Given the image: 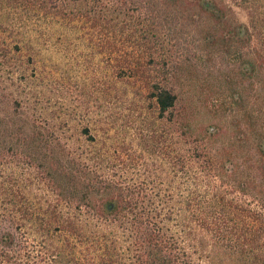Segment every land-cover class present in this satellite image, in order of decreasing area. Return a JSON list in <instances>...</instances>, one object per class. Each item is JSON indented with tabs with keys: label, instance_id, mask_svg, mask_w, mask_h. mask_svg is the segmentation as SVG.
<instances>
[{
	"label": "trees",
	"instance_id": "1",
	"mask_svg": "<svg viewBox=\"0 0 264 264\" xmlns=\"http://www.w3.org/2000/svg\"><path fill=\"white\" fill-rule=\"evenodd\" d=\"M25 1L61 28L60 48L66 47L68 26H62L67 22L94 28L85 45L103 58L105 71L98 80L105 86L96 88L95 99L113 100L119 93L121 101L137 104L142 122L137 131L143 137L141 129L148 130L139 144L160 154L161 164L132 173L133 156H104L95 124L79 129L85 145L64 152L45 129L9 120L11 146L25 145L39 154L57 199L21 202L0 164V264H264V124L259 118L264 115V0ZM232 4L245 10L244 21L233 19ZM191 23L205 52L227 51L233 44L244 61L238 69L242 76L263 73L255 109L233 86L230 71L219 70L223 88L203 84L205 108L207 99H215V111L231 104L241 109L234 131L215 150L204 142L218 128L192 123L199 110L177 104V93L167 85L173 73L190 69L174 51L179 32ZM33 44L37 47L20 35L13 49L29 64L43 63ZM9 78L7 87L13 85L12 72ZM94 79L77 80L84 86ZM86 101L80 95L76 106ZM158 119L166 125L155 132ZM1 133L0 153L6 150ZM149 138L152 147L163 141L162 150H151L144 143Z\"/></svg>",
	"mask_w": 264,
	"mask_h": 264
},
{
	"label": "rangeland",
	"instance_id": "2",
	"mask_svg": "<svg viewBox=\"0 0 264 264\" xmlns=\"http://www.w3.org/2000/svg\"><path fill=\"white\" fill-rule=\"evenodd\" d=\"M35 7L25 0H0V44L3 52V55L0 54V62L5 61L3 63L5 67L0 69L3 71L0 74V94L4 99L0 101V133L2 132L1 136L5 135L4 141L6 140V150L2 149L0 153V164L4 168L7 183L18 189L20 201L37 202L39 197L40 201L55 202L57 195L51 189L50 178L39 154L30 151L25 145L21 148L11 146L10 142H15L11 138L12 130L10 131L9 124L12 121L29 122L37 128L45 129L46 135L58 138L64 145V152H68L78 143L85 145L84 135L79 129L83 123L95 124L92 128L93 130L98 128L97 136L102 143L101 151L104 152V156L105 152L118 154L120 158L133 156V163H130L132 173L143 168L150 170L154 165L161 164L160 154L156 155V151L148 152L142 148L144 145L139 144L144 136L148 138V130L141 129L143 137L137 131V127L142 123L136 116L137 104L134 106V103L121 101L119 93L113 100L107 97L103 99L102 96V99H95L98 94L96 88L105 86L103 82L98 81L99 76L105 71L102 69L103 58V61L99 60L100 55L91 53L85 45V42H88L89 31H93L94 28H89L87 23L83 24L80 21L72 22L75 25L67 22L62 26V28L68 26L66 47L60 48L56 34L61 28H58L56 22L49 19V16L45 17L42 11L34 10ZM231 8V15L236 22L246 19L245 10L241 6L232 4ZM192 28V23L182 28L174 51V56L183 59L190 69L173 73L168 77L167 85L177 93V104L194 105L191 108L199 110L194 119H190L192 123L203 122L210 129L218 128L219 132L213 139L208 138L204 142L206 146L215 150L221 140L234 131L232 122H235V117H239L241 109L231 104L221 112L215 111L218 105L215 99H207L206 106L209 109L205 108L201 95V91L205 89L204 85L211 83L213 87H225L226 84L218 73L220 69L224 72L230 71L232 84L243 92L245 104L256 108L263 94L261 84L263 73L258 71L253 77L242 76L238 69L244 61L241 59L242 56L237 55V49L233 44L227 51L212 47L205 52L206 49L196 40ZM20 35L28 36L35 42L37 47L33 44L34 50L40 49L43 63L29 64L25 60L27 56H21L14 51L15 37ZM11 72L14 77L13 85L7 87L11 82L9 78ZM180 72L181 75H178ZM58 75L64 76V81H58L55 78ZM85 75L95 78L92 85L86 83L83 86V83L77 80ZM68 76L70 79L67 80ZM116 89L115 91L120 92L121 85L116 84ZM80 95L88 100L84 107L76 106ZM26 105H29V108H26ZM259 118L260 124H264L262 113L259 114ZM165 122L163 119L154 120L155 132L164 129ZM149 128L148 124L147 129ZM150 140L145 139L144 143L151 148L152 144H148L152 143ZM162 144L163 141H159L158 144L154 142L151 150H154V147L162 150Z\"/></svg>",
	"mask_w": 264,
	"mask_h": 264
}]
</instances>
